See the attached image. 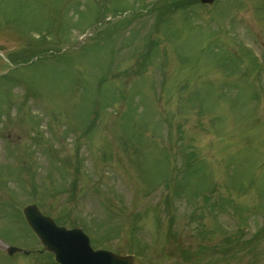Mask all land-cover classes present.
<instances>
[{
    "label": "rangeland",
    "instance_id": "1",
    "mask_svg": "<svg viewBox=\"0 0 264 264\" xmlns=\"http://www.w3.org/2000/svg\"><path fill=\"white\" fill-rule=\"evenodd\" d=\"M30 204L134 264H264V0H0V241L38 249L0 264H56Z\"/></svg>",
    "mask_w": 264,
    "mask_h": 264
},
{
    "label": "water",
    "instance_id": "2",
    "mask_svg": "<svg viewBox=\"0 0 264 264\" xmlns=\"http://www.w3.org/2000/svg\"><path fill=\"white\" fill-rule=\"evenodd\" d=\"M214 1L200 0L206 5ZM22 212L44 250L52 253L58 264H134V257L131 255L121 256L107 250L93 249L88 236L80 228L58 226L34 204L24 207ZM14 252L27 253L18 248H8L9 254Z\"/></svg>",
    "mask_w": 264,
    "mask_h": 264
},
{
    "label": "flooded vegetation",
    "instance_id": "3",
    "mask_svg": "<svg viewBox=\"0 0 264 264\" xmlns=\"http://www.w3.org/2000/svg\"><path fill=\"white\" fill-rule=\"evenodd\" d=\"M36 238V237H35ZM36 240H38L36 238ZM7 247L5 244H3L1 241H0V259L1 258H11V257H15L17 255H22V256H31V255H38V249H35V250H30V249H24L25 251H27L28 253H22V252H14L13 254H9L8 253V250H7ZM42 252V251H41Z\"/></svg>",
    "mask_w": 264,
    "mask_h": 264
},
{
    "label": "trees",
    "instance_id": "4",
    "mask_svg": "<svg viewBox=\"0 0 264 264\" xmlns=\"http://www.w3.org/2000/svg\"><path fill=\"white\" fill-rule=\"evenodd\" d=\"M252 57H253V55H251ZM255 60H256V58L255 57H253Z\"/></svg>",
    "mask_w": 264,
    "mask_h": 264
}]
</instances>
